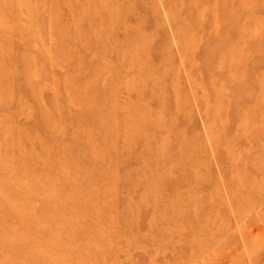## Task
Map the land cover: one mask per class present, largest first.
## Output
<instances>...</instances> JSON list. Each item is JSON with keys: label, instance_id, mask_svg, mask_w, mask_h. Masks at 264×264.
Instances as JSON below:
<instances>
[{"label": "rangeland", "instance_id": "1", "mask_svg": "<svg viewBox=\"0 0 264 264\" xmlns=\"http://www.w3.org/2000/svg\"><path fill=\"white\" fill-rule=\"evenodd\" d=\"M0 264H264V0H0Z\"/></svg>", "mask_w": 264, "mask_h": 264}]
</instances>
